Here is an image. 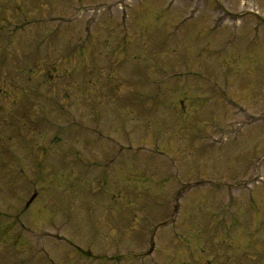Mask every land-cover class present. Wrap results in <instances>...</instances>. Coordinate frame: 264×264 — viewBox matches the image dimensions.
Masks as SVG:
<instances>
[{
	"label": "rangeland",
	"instance_id": "obj_1",
	"mask_svg": "<svg viewBox=\"0 0 264 264\" xmlns=\"http://www.w3.org/2000/svg\"><path fill=\"white\" fill-rule=\"evenodd\" d=\"M0 264H264V0H0Z\"/></svg>",
	"mask_w": 264,
	"mask_h": 264
}]
</instances>
